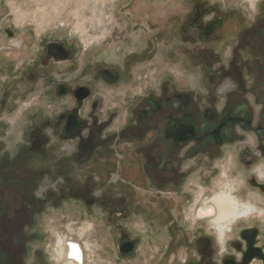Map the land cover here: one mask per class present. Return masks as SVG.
I'll list each match as a JSON object with an SVG mask.
<instances>
[{
    "label": "flooded vegetation",
    "instance_id": "flooded-vegetation-1",
    "mask_svg": "<svg viewBox=\"0 0 264 264\" xmlns=\"http://www.w3.org/2000/svg\"><path fill=\"white\" fill-rule=\"evenodd\" d=\"M133 19L150 36L121 61L78 55L56 39L34 68L0 87V116L31 93L37 109L29 143L14 154L0 121V264H58L41 245L40 222L72 207L101 214L118 261L137 257L148 236L161 243L155 264H264V214L236 221L224 239L212 221L213 197L223 191L264 208V0L254 11L183 0L156 22L150 8H136ZM154 25L167 46L164 63L178 70L156 86L135 70L158 51ZM11 212L17 231L5 234L2 217ZM61 233L66 259L76 245L86 264L85 245Z\"/></svg>",
    "mask_w": 264,
    "mask_h": 264
},
{
    "label": "rangeland",
    "instance_id": "rangeland-1",
    "mask_svg": "<svg viewBox=\"0 0 264 264\" xmlns=\"http://www.w3.org/2000/svg\"><path fill=\"white\" fill-rule=\"evenodd\" d=\"M230 1L240 8L247 6L254 11L256 3L260 0ZM182 2L183 0H0V87L8 82L5 79L21 77L26 67L34 68L47 42L56 39H65L67 43L76 46L78 55H83L84 50L87 49L86 53L88 52L90 56L96 55L110 62L121 61L124 56L144 49L150 36L149 25L146 28L135 26L133 16L136 8H150L152 20L156 22L167 13L171 14L173 7L179 6ZM129 4L135 9H128ZM148 14L145 11L141 14L143 22L144 18L149 20ZM123 28L126 30L121 31ZM157 28V25L153 26L152 48L158 51L152 60L135 67L136 74L138 76L146 74L152 79L149 81L154 86L166 75L176 74L178 71L175 67L164 63L167 46L163 39L159 40ZM43 83L44 80H40L38 95L44 93ZM18 84L20 87L26 86L22 81L15 83L16 86ZM34 96L35 94L31 93L26 99H22L16 112L3 113L0 116V121L4 119L9 125L4 140L6 139V150H9L10 154L11 152L14 154L20 146L29 143L28 116L37 110L34 106ZM42 101L47 114L50 104L47 98ZM23 111L26 115L21 116ZM7 151L4 153L7 154ZM218 182L224 185L225 179L220 178ZM222 189L224 190L225 187L223 186ZM247 204H250L253 213L258 210L260 215L264 214L263 207L258 209L254 203ZM13 215L11 212L2 217L1 227L5 234L8 231H17L11 229L13 225H18L16 222L12 223L13 219L10 216ZM40 223L39 232L46 237L41 245L46 248L48 257L54 259V262L57 260L58 264L62 263L58 258L57 239L64 235V233L59 235L60 230H67L75 241H81L85 245L86 264H155L157 262L154 258L157 257L161 243L150 244L148 236L145 238V244L141 245L137 257L118 261L114 254L110 232L103 226L99 212L94 216H88L75 207L67 209L66 212L51 209L43 216ZM229 228L232 229L233 224L228 227L224 238L229 236ZM5 243L7 244V241ZM37 245L33 243L31 247L34 249Z\"/></svg>",
    "mask_w": 264,
    "mask_h": 264
},
{
    "label": "bare ground",
    "instance_id": "bare-ground-1",
    "mask_svg": "<svg viewBox=\"0 0 264 264\" xmlns=\"http://www.w3.org/2000/svg\"><path fill=\"white\" fill-rule=\"evenodd\" d=\"M213 198H214V203L217 206V213L213 219V223L216 225L215 227L221 239H224V236L227 234L228 227H230L233 223H236V221L240 219L243 220V218L250 217L253 215V211L251 209L250 204L239 203V201H237V199L234 198L233 195L230 194L228 191L220 192ZM213 212L214 210L211 208L206 214H200V216L203 217L204 215H210V214L212 215ZM57 247H59V250L57 249L58 250L57 252L59 253L58 258L61 261L60 263L83 264V260H82L83 255L81 258V255L79 254L78 251L80 250V248H78V246L76 245L75 246L71 245V248H69L70 254L68 253V256L70 255L72 260L66 259V252L68 249L64 245L63 236L57 239ZM74 258L77 259L79 262L78 263L74 262L75 261L73 260Z\"/></svg>",
    "mask_w": 264,
    "mask_h": 264
}]
</instances>
